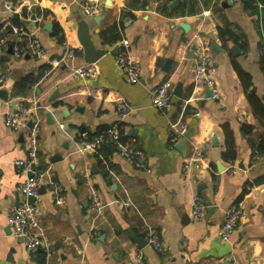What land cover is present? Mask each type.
Returning a JSON list of instances; mask_svg holds the SVG:
<instances>
[{"label":"crops","instance_id":"obj_1","mask_svg":"<svg viewBox=\"0 0 264 264\" xmlns=\"http://www.w3.org/2000/svg\"><path fill=\"white\" fill-rule=\"evenodd\" d=\"M85 1L39 0L36 8L24 2L15 19L0 0V35L5 23L19 25L35 33L49 59L62 56L68 44L79 53L72 64H86L78 36L83 20L96 46L107 50L96 62L97 76L80 79L69 67H53L29 53L25 35H3L7 46L0 49V72L7 76L9 98L41 106V168L62 187L57 198L44 182L35 200L51 243V264H264V152L257 150L264 117L254 112L234 67L236 61L251 74V91L264 103L263 16L249 8L248 0H104L100 13L89 17ZM256 3L264 12V2ZM34 9L41 22L31 19ZM114 24L122 39L132 43L141 67L137 83L129 82L116 63L112 51L118 42L110 45L101 38ZM219 28L232 30L239 43L222 40ZM199 40L209 45L217 67L219 99L208 86L195 85ZM212 43L219 48L216 54ZM28 74L41 76L30 94H15L16 82ZM165 80L171 81L173 93L181 86V97L174 93L173 101L159 108L151 91ZM120 101L131 105L127 115L118 110ZM11 110L14 105L0 98V264H41L44 251L30 252L8 223L11 208L26 201L20 184L27 178L16 164L27 156V129L6 125L5 112ZM115 123L145 153L146 168L108 143L98 152L81 150L82 136ZM180 123L187 126L186 133L192 131L184 151L177 147L183 137L172 141L173 125ZM226 125L234 138L235 160L223 158ZM244 125L252 126V132L244 133ZM195 148L203 155L199 168L193 165ZM85 171L104 205L97 218L89 210ZM197 197L205 204V215L193 219ZM235 204L241 215L230 240L223 241L219 233L225 211ZM150 229L159 233L160 251L134 240H148Z\"/></svg>","mask_w":264,"mask_h":264},{"label":"built area","instance_id":"obj_2","mask_svg":"<svg viewBox=\"0 0 264 264\" xmlns=\"http://www.w3.org/2000/svg\"><path fill=\"white\" fill-rule=\"evenodd\" d=\"M4 8L11 14H22V4L28 2L30 7L36 8L39 0H2ZM231 2H238L241 0H229ZM104 4V0H86L83 4V11L86 16L92 17L100 13ZM35 5V6H34ZM42 16L36 17L35 21L41 22ZM10 29L12 32L20 35H25L28 40L25 49L33 56L41 59H46L53 67H60L65 65L71 70V74L80 79L95 78L98 74V67L96 62L86 63L82 65L72 64L77 57V50L67 44L64 54L60 57L48 58L47 52L42 46L35 33H28L19 25L7 22L3 26V30ZM7 46V39L0 37V49ZM116 47L118 52L116 54V63L123 71L128 81L137 83L141 79V67L139 62L135 59L132 52V43L129 39H121ZM16 53L20 50L16 48ZM261 55L264 58V37L261 40ZM194 82L195 85H206L213 93L216 99L221 98L219 85L216 78L217 67L213 63V56L209 45L203 40H199L194 50ZM7 76L0 72V89L6 83ZM152 103L154 106L164 108L169 105L174 99V93L170 80H165L160 85L154 87L151 91ZM14 105V110L5 112V123L7 126L19 130L21 128L27 129V156L25 159L16 161V164L27 174V178L20 184V190L26 198V201L15 205L11 208L8 215V223L13 234L25 241L27 249L35 253L42 249L45 253V258L41 264H51V243L48 240L46 229L40 219V206L35 201H30V198L37 197L39 194V187L44 182L49 184L50 189L55 193L57 198L62 197V187L54 179L48 177L49 170L41 168L40 149L38 133L42 122V115L40 112L41 106L35 101L29 104L23 97H15L8 100ZM131 105L125 101H120L118 110L124 116L131 111ZM31 124L29 125V122ZM187 126L183 123L173 125V143L185 136ZM121 128L118 123L110 126L106 132L89 137L84 135L81 137L79 143L81 150L84 152H98L105 143L115 147L116 151L129 160H132L138 167L146 168L147 157L145 153L140 150L133 139H123L121 137ZM193 165L196 168L202 166V153L198 148L194 150ZM187 168L190 164L186 165ZM83 178L87 190L89 192L90 206L89 210L93 217L97 218L104 211V205L96 184L92 180L90 171L83 173ZM241 207L235 204L225 211V218L220 229V237L223 241L230 240L234 228L241 215ZM205 215V204L200 197L196 198L195 206L192 211L193 219L201 218ZM148 243L157 251L161 250V241L159 233L156 229L148 231ZM138 260L143 263L141 252L137 255Z\"/></svg>","mask_w":264,"mask_h":264},{"label":"trees","instance_id":"obj_3","mask_svg":"<svg viewBox=\"0 0 264 264\" xmlns=\"http://www.w3.org/2000/svg\"><path fill=\"white\" fill-rule=\"evenodd\" d=\"M263 1L264 0H259ZM257 0H248V6L253 12H257L261 14L264 18V12H261L258 4L256 3ZM3 34L0 35V37H4L3 35H6L8 33H11L10 29H5L2 32ZM219 36L222 40H226V38L234 40L236 43H239V36L236 35L232 30L230 29H224V28H219ZM101 38L103 42L107 44H115L119 42L123 36L121 29L118 25L114 24L110 26L109 28L103 30L101 32ZM77 54L78 51H77ZM234 67L241 79L242 85L244 87L245 92L247 93V97L249 99V102L251 106L253 107V110L256 114L261 115L264 117V103L259 99V97L256 96L251 91V87L253 85L252 82V76L250 73H248L246 70H244L236 61L234 62ZM41 74L35 75V74H28L24 77H22L20 80L16 82L15 85V94H22L23 96H27L28 94L31 93L33 90L34 85L38 82ZM109 128V127H108ZM108 128H104L96 132L95 134H90L89 137H94L96 135L102 134L103 132H106ZM225 132H226V144H227V150L223 153V158L225 160H235L236 158V149H235V143H234V138L232 135V131L230 128L226 125L224 126ZM253 130V127L250 125H244L243 126V132L244 133H251ZM121 137L123 139H127L126 136H124L123 132L121 131ZM257 150L260 152H264V137H262L258 143ZM248 189H245L244 192H246Z\"/></svg>","mask_w":264,"mask_h":264},{"label":"water","instance_id":"obj_4","mask_svg":"<svg viewBox=\"0 0 264 264\" xmlns=\"http://www.w3.org/2000/svg\"><path fill=\"white\" fill-rule=\"evenodd\" d=\"M178 2V1H175ZM31 3H34V0H31ZM35 6V5H34ZM15 19H20V15L19 14H14L13 15ZM37 17L35 9L33 10V15L31 17L32 20H35ZM183 26L185 28H187V25ZM78 36L81 42V45L83 47V60L85 63H94L97 62L102 56H104L107 53L106 49L97 47L95 42L92 39V35L90 32V27L89 24L83 20L79 23V28H78ZM211 48L214 54L217 53V50L219 49L214 43L211 44ZM234 51L237 50V48L233 49ZM10 52H13L12 47L10 48ZM118 52V48L115 47L112 51V53L117 54ZM210 93L213 95L212 90L208 87ZM10 93L11 90L7 85V82L2 86V88L0 89V98L8 101L10 98ZM175 95L178 97H181V86L178 85V87L175 89L174 91ZM31 124V121L29 122V125ZM192 131L188 132L185 134V136L183 137L182 141L180 144H178V148L181 151H184L187 147V143H188V139L191 137ZM225 167H220L221 170H223ZM36 198L32 197L30 198V201H35ZM134 240L139 243V245L141 247H144L145 245L148 244V240H143V239H138L136 237H134ZM42 250V249H40Z\"/></svg>","mask_w":264,"mask_h":264}]
</instances>
